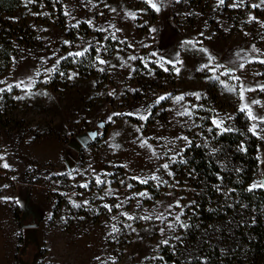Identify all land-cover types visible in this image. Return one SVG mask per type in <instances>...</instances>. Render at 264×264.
Here are the masks:
<instances>
[{
    "label": "rangeland",
    "instance_id": "rangeland-1",
    "mask_svg": "<svg viewBox=\"0 0 264 264\" xmlns=\"http://www.w3.org/2000/svg\"><path fill=\"white\" fill-rule=\"evenodd\" d=\"M160 3L159 11L147 0L20 3L15 54L0 72V264H158L177 226L168 224L187 210L191 186L175 183L172 170L185 148L208 147L225 179L240 168L223 159L214 120L255 136L246 187L264 180V3ZM85 48L84 56L69 55ZM225 68L234 71L220 75ZM29 78L30 91L15 86ZM160 96L167 98L157 103ZM184 109L192 116L178 115ZM154 210L167 218L157 220Z\"/></svg>",
    "mask_w": 264,
    "mask_h": 264
},
{
    "label": "trees",
    "instance_id": "trees-1",
    "mask_svg": "<svg viewBox=\"0 0 264 264\" xmlns=\"http://www.w3.org/2000/svg\"><path fill=\"white\" fill-rule=\"evenodd\" d=\"M20 3L0 0V72L15 54L20 27L14 16ZM205 116L208 121L209 111ZM243 129L244 134L222 131L215 139L229 165L230 160L241 163L238 170L232 167L236 177L225 179L219 158L201 143L191 142L186 157L174 165L173 181L191 187L185 215L163 244L158 264H264V188L246 187L256 167V139Z\"/></svg>",
    "mask_w": 264,
    "mask_h": 264
},
{
    "label": "snow or ice",
    "instance_id": "snow-or-ice-1",
    "mask_svg": "<svg viewBox=\"0 0 264 264\" xmlns=\"http://www.w3.org/2000/svg\"><path fill=\"white\" fill-rule=\"evenodd\" d=\"M147 2L150 4V6H151L153 9H155V10H157V11H159L160 8L162 7V4L160 3V0H147ZM219 3H220V4H223V3H224V0H219ZM261 3H264V0H261ZM233 6H238V5H233ZM257 6H258V5H254V7H257ZM113 11H115V9H113ZM66 14H67V13H66ZM127 15H129V16L135 18V13H127ZM117 31H119V30L117 29ZM113 38H115V37L113 36ZM65 43H68V42L65 41ZM253 51L255 52V51H258V50L255 49V48H253ZM87 52H88V49L85 48L83 51H77V52H75L74 54H73V53H70L69 55H74L75 57H81V56H84ZM129 59L135 60L136 57H135V56H132V57H130ZM97 60H98V62H99L100 64H104V63H106L104 60H100L99 57H97ZM177 62H179V61H177ZM210 62H211V58H210ZM259 62H260V63H264V60H260ZM58 63H59V60L57 61V64H58ZM244 66H245V65H244L243 63H241V64L239 65V67H240L241 69L244 68ZM202 67H204V68H208V65H204V66H202ZM216 67H219V65H217ZM216 67L209 68V70L212 71V72H215V71H216ZM54 71H56V66H55V65H54L53 67H51V68H46V69L44 70L45 75H47V74H49V73H51V72H54ZM176 71L179 72V68H177ZM233 71H234V69H232V68H225L224 72L221 73L220 75H226V74H228V73H230V72H233ZM40 74H41V73H40L39 71L36 72V76H39ZM61 75H64V74L61 73ZM69 78L71 79L72 77L70 76ZM215 78H218V77H215ZM230 79H233V80L239 81V80H240V77H239V76H236V75H231V76H230ZM34 82H35L34 80H32L31 78H29V80H28L27 82H25V81H20V82H19L18 84H16L15 86H16V87H24L25 89H27V90L30 91V89H31V87H32V84H33ZM225 86L227 87V85H225ZM11 87H12V85H9V90L11 89ZM262 88H264V86H262ZM3 90H4V89H0V91H3ZM228 90H229V91H236V88H235V87H233V88H228ZM245 90H246V89H245V88L243 87V85L241 84V85H240V90H239V95H240V99H241L242 101L244 100V92H245ZM247 90H251V89H247ZM193 95H196L197 98H199V94H198V93L193 94ZM169 96H170V94H169ZM166 98H167L166 96H160V97H158V99H157L156 102L159 103L160 101L165 100ZM19 99H23V97H19ZM183 99H184V96H183V95L175 97V100H176L177 102L182 101ZM252 103H253V104H257V103H259V101H252ZM246 109H247V113H248V117H249V119H251V120H256V119H258L256 116L253 115L252 110H251V108H250L249 105H247V104H242L240 110H241V111H245ZM114 115H119V114H114ZM178 115H180V116H189V117H191V116H192V112H191L190 110H188V109H184L183 111H180V112L178 113ZM142 118H143V119H147V117H142ZM109 119H110V118H109ZM259 119H260L262 122H264V118H259ZM213 123L216 125V127L221 128L222 131H231L230 128H224V127H223V125H224V121H223V120H214ZM255 130H256V125L253 124V127L250 129V131H252V132L255 134ZM137 131H139V129H137ZM183 139L187 140V137H183ZM141 146H147V147L151 148V145H148L146 140H145V141H142ZM153 155H157V153H155V152L153 151ZM2 158H3V157H0V159H2ZM3 166L6 167V168L9 167V165H7L6 163H5ZM162 167H163V168H168V164H164V165H162ZM169 174H171V173H169ZM150 179H156V180H158L159 177H157V176H152V177H150ZM100 182H101V181H100L99 179H97V183H100ZM141 182H142V183H146L147 180H143V181H141ZM83 186L86 187L87 185H83ZM129 187H131V185H129ZM257 187L264 188V180H261L258 184H253V185H251L249 190H252L253 188H257ZM138 195L141 196V197H143V196H146L147 193H143V192H142V193H139ZM85 203H87V201H85ZM75 206L79 207V205H75ZM138 206H139V205H138ZM105 207H109V206H108V205H105ZM117 207H120V205H117ZM172 207H173L172 205H169V209H171ZM176 207H180L178 201H177V203H176ZM122 214L127 216L126 213H122ZM153 215H155V217H156L157 220H160V221H162V222L167 218V217L165 216L164 213H156L155 210L153 211ZM169 215H171L170 212H169ZM127 218H128V219H134V217H132V216H128ZM139 218H140V219L149 220V219L152 218V216H151V215H145V216H142V217H139ZM176 224H180V216H179V215H177V216L175 217V224H171V223H170V224H168V227H169L170 229H171V228H174V227L176 226ZM181 226L186 227V225H181ZM117 231H118L117 227H116L115 225H113V227H112V232L115 233V232H117ZM163 231H164V229L161 228V232H163ZM162 243L167 244L168 241H167V240H164V241H162Z\"/></svg>",
    "mask_w": 264,
    "mask_h": 264
}]
</instances>
